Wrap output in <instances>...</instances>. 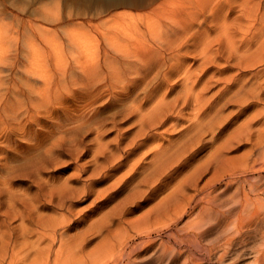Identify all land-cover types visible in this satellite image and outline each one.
<instances>
[{"label": "bare ground", "instance_id": "1", "mask_svg": "<svg viewBox=\"0 0 264 264\" xmlns=\"http://www.w3.org/2000/svg\"><path fill=\"white\" fill-rule=\"evenodd\" d=\"M216 1L152 0L145 32L105 34L95 62L85 32L66 33L65 47L14 15L0 26V73L28 76L0 110L13 149V176L0 178V264H264V70L244 75L263 63L264 28L229 34ZM60 8L45 4L40 17L58 23ZM49 56L55 69L39 70ZM64 158L74 173L46 179Z\"/></svg>", "mask_w": 264, "mask_h": 264}, {"label": "rangeland", "instance_id": "2", "mask_svg": "<svg viewBox=\"0 0 264 264\" xmlns=\"http://www.w3.org/2000/svg\"><path fill=\"white\" fill-rule=\"evenodd\" d=\"M151 1L152 0H0V11L4 12L3 14H5L0 16V26L3 24H8L10 22L9 18H12V15H14L19 19H22L24 22H33L36 27L41 26L46 30L47 34H49L50 37L55 39L56 43L61 44L62 46L64 44L65 47L67 45L66 33L72 31L85 32L90 38V42H88L86 48L94 56L95 62L102 57L104 49L108 48L110 45L109 40H106L104 37L105 34L117 35L120 34L124 29L132 31L133 29L135 30V28L145 32V25L143 24V21L141 22V20H144L149 16V14H151V10L147 8V6L151 4ZM182 1L184 0H169L170 5L167 7V9H170L171 6H175L177 8ZM53 2H58L61 5L60 22L58 23L52 21L48 22L40 17V8L45 4H52ZM217 3L218 2L216 1L213 5V7L218 10H215V13L220 15L221 21H223L224 19L226 20L229 28V30L227 29V31L229 32V34L235 32L236 30L237 32H241L240 28L242 27L244 31L249 29L260 30L264 28V19L263 22L261 20L257 21L254 24L255 27H253L252 24L246 19V14H249V12L252 11H255L260 19L262 17L264 18V0H219V6L216 5ZM5 17H8V20H4ZM237 18L241 19L243 22H234V20ZM209 19L210 12L207 11L204 13V16L200 22L203 23L205 22V20H207L206 23H204V27L210 26ZM220 31L221 28L219 24L216 33H214L212 37L214 38L221 35L222 33H220ZM243 37V33H239L237 41H240ZM249 37L250 35H248V38ZM49 51L51 50L49 49L46 52ZM258 55L263 57V63L259 64L257 67L247 69V72L244 75L250 77L252 74L260 70H264V50L259 51ZM47 60L48 61H46V67L39 70H45V68H50L53 70L55 69V61L53 57L51 58L49 56ZM199 63L200 62H198L197 64ZM190 64H195V61H192ZM23 70L24 69L12 71L6 69L3 70V73H0V110H2V98L15 100L16 93H12L13 85L21 86V84L19 83H21L22 80H27L28 76L22 73ZM238 73L239 71L232 74ZM31 77L32 78L29 81V84H31L32 86H36V88H43V83L40 78L33 76ZM0 115V148L3 147V149H5V151L0 152V178L7 177L4 180H11V176H13V174H9L10 171L8 169H10V167H13V163L11 160L6 159L9 156V152H12L13 149L9 150L8 148H6L8 139L7 141H5L6 137L3 130L8 126V122L5 121L6 118L2 113H0ZM34 124L32 125V128L35 131H39V133L43 132V123L40 125ZM121 128L126 129V127L123 126ZM44 130L45 132L47 131V129L45 128ZM115 135L116 133H111V135L106 140H112ZM93 137V135H89L84 138V141L88 143L89 140H91ZM15 139V137H13V139H10L11 144ZM210 150L211 149L209 148L202 155L200 154L199 157L202 158L203 156L208 155L210 153ZM242 154L243 150H238L232 152L229 157H240ZM63 160L65 162L69 161L68 158H64ZM90 160L91 157L89 155H85L78 161V166H83ZM69 162L71 163L72 161ZM69 162L66 165H62L60 170L53 168L49 169L44 174L45 178H68L74 173V169L78 167L76 163L69 165ZM5 169H7L9 172L6 173ZM164 196L165 195H163L162 197ZM92 198L87 202H83V204H80L78 209L83 210L87 208L92 201ZM158 200L156 202H158ZM142 212L143 211L137 213V215L135 216L140 215ZM99 241V239L93 240L89 250L93 249ZM253 263V257L248 256L244 259H241L238 264ZM145 264L153 263L148 262Z\"/></svg>", "mask_w": 264, "mask_h": 264}]
</instances>
